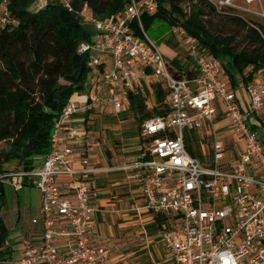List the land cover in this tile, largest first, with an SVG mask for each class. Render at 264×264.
I'll use <instances>...</instances> for the list:
<instances>
[{"label": "built area", "instance_id": "1", "mask_svg": "<svg viewBox=\"0 0 264 264\" xmlns=\"http://www.w3.org/2000/svg\"><path fill=\"white\" fill-rule=\"evenodd\" d=\"M48 1L34 0L33 7L43 8ZM59 1L95 30L91 41L77 48L91 53L92 71L78 92L83 97L72 96L54 121L49 151L41 163L32 169H0L1 185L14 191L33 186L41 193V240L27 245L13 264L106 263L111 250L91 233L95 209L90 179L101 168L86 157H75L71 142L84 129L75 114H122L128 110V93L142 95L150 108L152 83L168 90V111L141 123L140 159L124 168L139 184L145 207L167 220L158 232L171 264H264V127L259 116L264 111V68L253 82L233 89L223 78L220 60L206 55L197 38L175 24L171 31L182 37L196 70L186 75L143 29L142 14L157 11L159 0H130L116 19H99L86 5L76 11L72 0ZM232 1L211 0L218 11ZM7 16L3 5L2 24ZM240 87L247 95L245 107L237 94ZM224 119L231 128L229 138L216 127L215 121ZM204 122L210 130L207 148L202 143ZM186 130L200 138L203 160L188 152ZM63 176L67 179L59 185L57 178ZM59 219L67 228L58 229ZM64 232L75 245L62 257L54 238Z\"/></svg>", "mask_w": 264, "mask_h": 264}, {"label": "trees", "instance_id": "2", "mask_svg": "<svg viewBox=\"0 0 264 264\" xmlns=\"http://www.w3.org/2000/svg\"><path fill=\"white\" fill-rule=\"evenodd\" d=\"M129 2L72 0V5L76 11L86 5L88 13L99 19H116ZM33 4L34 0H0V11L4 5L8 13L6 22H0V169H32L41 163L49 151L54 121L68 100L84 90L92 71L91 53L77 51L81 42L91 41L89 25L59 0H49L37 10ZM214 13H223V9L218 11L211 0H159L157 11L143 13L141 23L144 31L157 19L171 27L181 24L197 38L200 50L220 60L223 78L231 88L253 82L264 68V25L223 13V21L235 25V33H214L203 20ZM239 34L245 40L243 47L237 44ZM151 85L154 104L150 108L142 95L127 94V111L136 124V135L145 119L168 111L164 103L168 90L161 83ZM90 114L75 116L88 126ZM261 125L264 127L262 120ZM250 128L256 127L250 124ZM189 133L185 135L188 152L203 160L197 134L192 130ZM4 205L0 184V211ZM154 219L157 227L167 221L159 214H154ZM8 235L0 216V264H7Z\"/></svg>", "mask_w": 264, "mask_h": 264}, {"label": "crops", "instance_id": "3", "mask_svg": "<svg viewBox=\"0 0 264 264\" xmlns=\"http://www.w3.org/2000/svg\"><path fill=\"white\" fill-rule=\"evenodd\" d=\"M178 53L170 59L171 64L184 69L186 75L192 76L196 73L195 67L188 57L179 58ZM173 60H176L175 63ZM237 94L242 105H247V95L244 87L237 89ZM107 114L93 113L90 115L88 126L84 127L79 136L71 142L78 159L86 157L95 166L101 168L93 174L90 179V186L94 193L93 206L95 209L94 222L91 233L98 236L101 244L110 248V254L105 264H149L151 260L159 264H171L169 254L166 253L160 241L158 227L154 215L145 207L144 200L140 194L139 184L129 177L130 170L125 169L126 164L140 159L144 140L138 135L133 141L126 145L119 137L118 132L109 131L105 128L99 131L94 141L89 142L87 135L89 131H97V125H103ZM78 120V119H77ZM222 133L231 135L227 119L219 120ZM91 123L96 128L88 131ZM93 124V125H95ZM226 129V130H224ZM115 139L110 140V136ZM119 135V136H117ZM78 164L79 162H75ZM67 177L57 178V183L62 185ZM4 187V186H3ZM36 189L34 204L30 208L28 217L25 219L17 206V212L4 210L2 207L0 216L6 229L9 232L8 245L10 253L7 255V264H13L18 259L27 245H36L41 240L42 222L40 217L41 193ZM4 193V188H3ZM5 198V195H4ZM18 204V203H17ZM4 212L2 213V211ZM33 219H37L33 222ZM59 230L67 228L65 222L59 219L56 222ZM60 233L54 238V244L62 257L68 256L74 247L75 241L69 234Z\"/></svg>", "mask_w": 264, "mask_h": 264}, {"label": "rangeland", "instance_id": "4", "mask_svg": "<svg viewBox=\"0 0 264 264\" xmlns=\"http://www.w3.org/2000/svg\"><path fill=\"white\" fill-rule=\"evenodd\" d=\"M181 6L184 7V3H181ZM223 13L239 16L241 19L247 22H258L264 25V0H254L250 3H248L246 0H233L230 7L223 8ZM223 13H214L209 16H205L203 20L206 26L214 33L223 35H230L235 33V25L223 21V15H225ZM89 29H91L93 33L95 32L92 26H89ZM145 32L146 35L160 48L167 60L170 61V59L175 57L177 53L179 56L178 60L179 58L183 59L185 56L187 57L186 50L182 43V37L178 34L172 33L171 26L166 21L158 19L153 21L150 26L146 27ZM237 44L238 46L243 47V45L245 44L243 35L239 34L237 36ZM82 97L83 95L78 94V92L73 95V98L77 100ZM259 116H262V118H260L261 120L264 119V111H262ZM104 118L106 119V121H104L103 123L104 126L91 123L92 126H90L89 128L90 130L96 128V125L98 128L97 131L93 130L88 132L87 138L89 142L94 141L95 137L99 135V131H101L102 129L105 130V128L109 131L118 132L120 134L119 139H117L119 140V143L120 138L124 140V143H126V145L134 142L133 137H135L136 135L134 131L136 124L130 112L127 111L119 115L107 114V116H105ZM215 123L216 127L221 125L218 120H216ZM222 131L223 129L219 130L218 132ZM187 132L188 131L186 130V134ZM209 133V127L207 123L204 122L202 131V134L205 137L204 142L202 141V143L204 144V148H207L205 141L208 139ZM188 134L190 135V133ZM196 138L199 143L200 138L197 135ZM111 139H115V135H111L110 140ZM195 145V143H192V146ZM3 186L6 199L4 210H11L12 212L16 213L17 206L19 205L20 211L23 215L22 217L26 219L30 212L29 209L32 208L31 206L34 204V197L37 192L35 187L25 186L18 191H14L7 185ZM4 210L2 211V213L4 212Z\"/></svg>", "mask_w": 264, "mask_h": 264}]
</instances>
